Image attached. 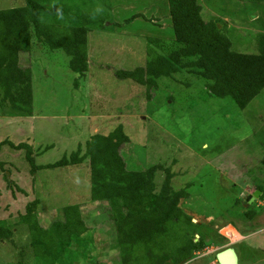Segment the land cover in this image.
<instances>
[{"label":"rangeland","instance_id":"rangeland-1","mask_svg":"<svg viewBox=\"0 0 264 264\" xmlns=\"http://www.w3.org/2000/svg\"><path fill=\"white\" fill-rule=\"evenodd\" d=\"M198 1L205 21L224 22L233 51L256 53L264 35V0ZM85 3L82 10L93 17L85 75L69 69L62 50L50 51L33 36L30 53L19 56L32 72L31 113L18 116L9 103L0 106V221L14 224L37 201L36 215L14 230L13 246L0 244V264H34L31 245L50 241L49 224L68 206L75 208L67 216L77 221L76 232L91 239L87 256L97 264H119L115 228L101 203L89 200L86 164L32 174L27 150L8 145H28L34 166H44L119 125L130 139L121 149L129 170L171 165L173 190L189 185L188 199L178 206L199 225L196 231L208 246L182 264H217L216 253L227 247L238 264H264V89L240 110L228 99L205 94L201 79L182 73L159 78L147 99L143 86L118 80L113 72L144 66L148 38L173 40L166 0ZM24 4L0 0V10ZM162 178L156 175L157 188ZM256 190L263 198L247 204ZM248 213L254 214L250 220ZM224 227L235 230L237 241L223 236Z\"/></svg>","mask_w":264,"mask_h":264},{"label":"trees","instance_id":"trees-1","mask_svg":"<svg viewBox=\"0 0 264 264\" xmlns=\"http://www.w3.org/2000/svg\"><path fill=\"white\" fill-rule=\"evenodd\" d=\"M24 2L22 7L0 10V106L9 103L18 116L31 113L32 72L21 66L19 56L30 53L33 36L50 51L62 50L69 57V69L83 77L88 70L87 34L93 21L92 14L82 10L85 0ZM166 2L173 40L148 38L145 65L115 70V78L143 86L150 99L149 92L157 90L159 78L186 73L203 81L205 94L228 99L244 110L264 89V35L256 43L255 54L235 52L224 22L205 21L198 0ZM129 141L119 125L106 135L90 136L59 161L38 167L33 164L31 147L8 145L12 150H27L32 174L35 170L80 168L86 164L89 200L101 203L103 214L115 228L119 264L185 263L208 246L196 231L199 225L178 206L180 200L188 199L189 185L173 190L175 174L171 165L129 170L121 153ZM157 174L163 175L158 188ZM36 202L27 204L14 224L0 221V244L13 246L14 230L36 215ZM72 207L64 208L62 217L49 224V242L31 245L34 264H97L87 256L91 239L84 232L77 233V221L67 216L75 210ZM246 216L250 220L254 214ZM127 224L133 231L126 228Z\"/></svg>","mask_w":264,"mask_h":264},{"label":"water","instance_id":"water-1","mask_svg":"<svg viewBox=\"0 0 264 264\" xmlns=\"http://www.w3.org/2000/svg\"><path fill=\"white\" fill-rule=\"evenodd\" d=\"M261 192L259 190L254 191L246 198L247 204H251L255 199H258ZM263 195L260 196V199ZM215 260L217 264H238L237 255L232 247H227L222 251L216 253Z\"/></svg>","mask_w":264,"mask_h":264},{"label":"built area","instance_id":"built-area-1","mask_svg":"<svg viewBox=\"0 0 264 264\" xmlns=\"http://www.w3.org/2000/svg\"><path fill=\"white\" fill-rule=\"evenodd\" d=\"M228 227V226H227ZM225 228V229H224ZM222 230L224 231L222 234L223 236H225L228 240H230L231 242H234V241H237V240H233L231 237H230V230H228L226 227H224ZM232 229V228H231ZM221 230V231H222ZM235 231V230H234Z\"/></svg>","mask_w":264,"mask_h":264},{"label":"bare ground","instance_id":"bare-ground-1","mask_svg":"<svg viewBox=\"0 0 264 264\" xmlns=\"http://www.w3.org/2000/svg\"><path fill=\"white\" fill-rule=\"evenodd\" d=\"M228 230H230V229H228ZM230 237L232 238V239H234V238H236L237 237V235H236V233L233 231V230H230Z\"/></svg>","mask_w":264,"mask_h":264},{"label":"flooded vegetation","instance_id":"flooded-vegetation-1","mask_svg":"<svg viewBox=\"0 0 264 264\" xmlns=\"http://www.w3.org/2000/svg\"><path fill=\"white\" fill-rule=\"evenodd\" d=\"M252 193H253V192H252ZM252 193H251V194H252Z\"/></svg>","mask_w":264,"mask_h":264}]
</instances>
